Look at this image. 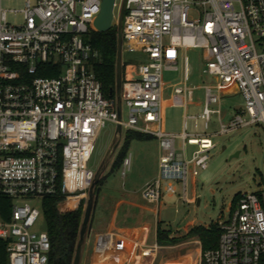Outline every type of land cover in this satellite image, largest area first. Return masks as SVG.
I'll return each instance as SVG.
<instances>
[{
    "label": "built area",
    "instance_id": "1",
    "mask_svg": "<svg viewBox=\"0 0 264 264\" xmlns=\"http://www.w3.org/2000/svg\"><path fill=\"white\" fill-rule=\"evenodd\" d=\"M2 2L0 196L14 204L11 220L0 219V238L9 239L10 264H49V235L34 230L40 209L15 200L59 193L67 200L87 199L95 178L89 161L107 121L157 139L158 174L141 190L156 205L164 186L167 193H176L171 180H181L180 196L190 200L188 178L208 167L215 137L264 126V0H115L119 13L124 5L122 49L146 55L132 78L122 81L126 121L119 119L117 99L104 94L92 69L98 51L85 40L102 0H24L23 8L10 10ZM9 14L20 21H11ZM190 47L205 50L202 73L218 80L204 85L202 111L186 114L184 130L175 133L164 127V109L180 106L186 111L192 103L188 57L183 80L172 86L168 98L163 72L177 70L180 49ZM59 69L58 75H40ZM234 93L242 95L244 106L224 123L223 95ZM213 114L219 123L216 132H187L188 117L196 127L201 119L208 129ZM188 145L196 146L190 155ZM122 163L124 176L130 155ZM229 211L228 219L218 220V245L202 250L198 264H264V189L241 192Z\"/></svg>",
    "mask_w": 264,
    "mask_h": 264
},
{
    "label": "rangeland",
    "instance_id": "2",
    "mask_svg": "<svg viewBox=\"0 0 264 264\" xmlns=\"http://www.w3.org/2000/svg\"><path fill=\"white\" fill-rule=\"evenodd\" d=\"M4 8L21 9L24 7V0H3ZM115 14L119 15V7H115ZM9 19L19 22L20 18H15L9 14ZM177 70H166L163 72L164 95L170 96L172 86L183 80L184 57H188L189 80L187 85L193 88L192 103L188 104L186 114L195 115L202 111L204 105V85L215 83L218 77L202 73L204 67L205 50L201 47L182 48L179 52ZM146 55L140 52L122 51V62L131 61L134 64L142 62ZM244 106V100L240 93L223 95L221 102L222 121L228 123L235 115L236 111ZM212 107H216L212 105ZM184 108L180 106H168L165 112L166 130L180 133L184 130ZM128 118V109L122 107V119ZM198 126H195V119H186L187 132L192 135L202 133H214L219 129L217 116L213 114L210 126L205 128L204 122L199 119ZM117 125L107 121L99 133L96 141L95 151L89 161V167L95 172L102 164L111 146L117 141ZM127 130L123 128L121 137L115 151L108 161V165L101 175L104 184L100 186L101 195L117 194L124 190H137L144 183L150 181L156 174L157 168V139L146 140L131 139L128 143L127 155L131 157L130 168L123 176V163L115 166V162L126 142ZM119 136V135H118ZM117 137V138H116ZM217 146L210 151L209 165L201 170L196 177L195 186L193 177L187 181L188 195H192L195 187L197 201L188 203L180 196L182 193L181 180H171L176 187L175 194H169L162 189V198L159 209V219L164 228H183L187 223L194 221L197 225H208L220 219L226 220L231 215L232 207L240 196L241 192H252L259 188L264 189V126L262 124L241 128L232 133L219 135L214 138ZM182 140L178 138L176 145L180 146ZM196 148L188 145V155ZM157 154V156H156ZM153 180V179H152ZM85 198V207L87 205ZM25 202L37 206L42 211L41 200L38 198H18L16 204ZM154 207V206H153ZM36 231H46L47 224L43 212L34 226ZM150 242L154 241L151 233Z\"/></svg>",
    "mask_w": 264,
    "mask_h": 264
},
{
    "label": "crops",
    "instance_id": "3",
    "mask_svg": "<svg viewBox=\"0 0 264 264\" xmlns=\"http://www.w3.org/2000/svg\"><path fill=\"white\" fill-rule=\"evenodd\" d=\"M186 111L184 110V117ZM164 127L166 129L165 121ZM151 138L155 137L151 135L149 138L138 140ZM156 153L159 163L158 142ZM158 163L156 174L152 179L158 174ZM101 178V183L96 189L79 264H198L202 243L197 237L188 238L176 245L158 244L157 228L159 223L162 224L158 217L160 205L147 202L141 195L142 188L152 179L137 190H124L115 195L114 193L101 195L100 186L105 181L103 177ZM195 182L196 177H193L194 186ZM188 196L190 200L184 201L188 203L197 201L195 187L192 195ZM68 201L69 199H64L59 204L61 211L77 209L85 201V197L77 196L66 204ZM84 208H86L85 205ZM196 225L194 221H191L183 228L170 229L173 231V236L183 237ZM151 233L154 236L153 242L149 241Z\"/></svg>",
    "mask_w": 264,
    "mask_h": 264
},
{
    "label": "trees",
    "instance_id": "4",
    "mask_svg": "<svg viewBox=\"0 0 264 264\" xmlns=\"http://www.w3.org/2000/svg\"><path fill=\"white\" fill-rule=\"evenodd\" d=\"M85 40L92 44L98 51V55L92 59V69L96 77L101 81L104 94L110 98H116L117 84V49L118 34L117 27H113L105 32L91 31L85 36ZM136 64L131 61H123L122 81H127L133 76ZM59 70L40 72V75L54 76L58 75ZM151 135L141 132L127 130L126 142L120 152L115 166L122 164L127 156L128 143L131 139H145ZM102 178L95 185L94 192L101 183ZM65 195L59 193L55 196H49L40 199L42 211L47 224V233L51 242L49 254V264H73L76 246L80 236L81 224L84 216V205L82 202L77 209L61 211L59 204L65 199ZM14 199L6 196H0V219L3 221L11 220L12 206ZM221 230L218 222L211 223L208 227L196 225L190 229L187 235L183 237L173 236L170 228L162 227L158 224L157 242L159 245H176L184 240L197 237L202 243V250L215 248L218 245ZM9 239L0 238V264L9 263Z\"/></svg>",
    "mask_w": 264,
    "mask_h": 264
},
{
    "label": "water",
    "instance_id": "5",
    "mask_svg": "<svg viewBox=\"0 0 264 264\" xmlns=\"http://www.w3.org/2000/svg\"><path fill=\"white\" fill-rule=\"evenodd\" d=\"M114 4L115 0H102L101 3V10L99 14L96 16V18L93 20L92 26L94 31L98 32H105L113 27H117V34H118V49H117V84H116V99H117V112L119 114V119L122 117V100H121V87H122V21H123V9L124 5L121 8V11L119 13L118 17V22L116 20V17L114 15ZM121 125H117V131L116 135L118 134L119 136L117 141L115 140L114 144L111 146L110 150L106 154L102 164L100 167L97 169L95 172V178L94 181L89 188L88 191V200H87V205L84 211V217L83 221L81 224V229H80V236L79 240L76 246V251L73 259V264H79L80 262V257H81V250H82V245L85 240L88 224L91 218L92 210H93V205H94V200H95V192L94 188L98 180L101 178V175L105 171L108 161L112 156V153L115 151V148L118 144V140L121 137ZM116 137V138H117Z\"/></svg>",
    "mask_w": 264,
    "mask_h": 264
},
{
    "label": "bare ground",
    "instance_id": "6",
    "mask_svg": "<svg viewBox=\"0 0 264 264\" xmlns=\"http://www.w3.org/2000/svg\"><path fill=\"white\" fill-rule=\"evenodd\" d=\"M75 197H71L70 199H69V201L66 203V204H68L71 200H73ZM72 205V204H71Z\"/></svg>",
    "mask_w": 264,
    "mask_h": 264
}]
</instances>
